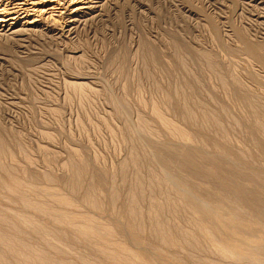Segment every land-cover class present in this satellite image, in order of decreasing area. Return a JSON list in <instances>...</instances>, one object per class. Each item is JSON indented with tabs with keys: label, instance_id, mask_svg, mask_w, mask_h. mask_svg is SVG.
<instances>
[{
	"label": "rangeland",
	"instance_id": "1",
	"mask_svg": "<svg viewBox=\"0 0 264 264\" xmlns=\"http://www.w3.org/2000/svg\"><path fill=\"white\" fill-rule=\"evenodd\" d=\"M57 2L55 0L52 5L55 14L53 11L52 16L35 17V24L21 27L24 31L11 34L13 31L0 29V134L13 154L6 163L36 175L48 173L55 178L48 182L40 177L35 182L40 191L30 196L57 209L63 207L57 206L53 197H70L74 209L65 207L70 211L68 213L94 216L97 222L116 228L115 213L122 214L124 220L128 218L124 214L127 186L118 182L120 200L113 207L108 203L106 190L110 187V180L107 179L100 188L104 195L101 199L104 212H98L83 203L82 193H72L68 188L71 172L65 166L70 159L86 160L89 164L88 185L102 173L119 179L122 164H127L128 182L131 183L135 171L129 165V159L135 149L143 162V178L147 180L150 173L160 175L162 185L156 196L154 193L141 205L146 214L152 211L144 219V244L135 246L133 237L126 232L108 235L109 242L125 244L139 255L151 247L154 260H149L148 264H196L193 260L196 257L236 264V260L221 258L211 251L162 247L151 237L150 225L158 216H168L172 222L175 219L174 224L187 227L191 217L201 221L199 211L207 203L203 210L211 211L218 220L215 224L218 241L234 255L244 258L251 247L264 249V223L249 210L242 209L248 197L243 201L225 195V191L219 193L222 186L216 190L215 186L178 166L169 150H189L198 157L225 159L242 176L251 178V183L245 180L248 185L255 186L250 187L251 190H264V163L224 155L213 145L203 144L196 138L186 144L174 137L152 112V103H159L167 96L175 98L176 91H185L197 121L206 110L220 115L229 132L226 144L233 154L242 157L252 151L246 132L253 109L242 99L241 93L249 91L264 105V61L260 62L245 51L238 34L260 45L264 52V0H85L81 4L83 9L77 14L75 8L68 6L70 0ZM13 3L12 0H0V5L4 6ZM176 42L182 52L174 50ZM145 44L157 51V60L149 65ZM192 49L194 52L190 51ZM200 52L211 55L214 66L210 67L199 56ZM231 77L240 82V89L234 87ZM190 81L194 83L189 88L185 84ZM73 82L84 83V88L73 86ZM162 112L187 133L200 131L203 136L216 133L212 126L198 127L197 123L186 121L184 116L169 107L163 108ZM231 160L236 162L233 164ZM27 181L31 183L29 179ZM51 189L48 194L47 190ZM3 194V207L36 216L57 233L73 231L72 227L50 224L49 218L34 215L10 195ZM167 194L176 199L179 197L181 207L178 214L160 211ZM230 197L238 199L239 204ZM240 203L244 206L240 207ZM35 234L27 231L24 237L39 244L40 238ZM95 243L105 245L97 239L78 238L55 242L56 249L46 251L52 255L56 253L53 256L58 261H77L76 255L81 254L91 260L87 264H116L98 252ZM106 246L110 251H117L114 244ZM120 256L124 264H132L131 260L133 264H140L138 258H129L125 253ZM240 262L245 264L247 261L242 259Z\"/></svg>",
	"mask_w": 264,
	"mask_h": 264
},
{
	"label": "bare ground",
	"instance_id": "2",
	"mask_svg": "<svg viewBox=\"0 0 264 264\" xmlns=\"http://www.w3.org/2000/svg\"><path fill=\"white\" fill-rule=\"evenodd\" d=\"M12 1H14L12 6H8L6 4H5L6 6L0 5V29L1 31L5 30L7 32L13 31L11 34H16L20 32V30H23L21 29V27L32 26V24H35V20H36V19L34 20L35 17L41 18L44 16H49V14L51 15V13L54 11V8L52 7V5L55 3V0H12ZM81 1L82 0H70V2H68L69 3L68 6H72L73 8H75L74 9L75 14H77V12L83 9L84 7V6L82 7L81 4L85 0H83L82 2ZM15 2H21V3H15ZM54 14H55V11H54ZM71 14H72V11H71ZM49 18H52V17H49ZM17 26L20 28L16 29ZM238 37H240L241 42H243L244 44L243 47L248 54L252 55L260 62L264 61V52H263V48L260 45L252 42V40L251 41L248 40L245 36H242V35L240 36V34H238ZM173 47L175 48L174 50L177 49V53L178 51L179 52L181 51L180 45L177 42L174 44ZM144 50H145L147 64L149 65L151 63H154L157 60V51L155 50V48L153 46H150L149 44H145ZM190 51L194 52L193 49ZM178 55L176 54L175 56H178ZM199 56L202 57V59H204L210 67L214 66L211 55L200 52ZM178 59H181V56ZM176 66L177 65H175V67ZM232 80H233L234 87L240 89V82H238L236 79H233V78ZM193 83H194L193 81H190V82H186L185 85L189 86L190 88V86L193 85ZM72 85L80 89L84 88V83L82 82L81 83L73 82ZM85 85L87 84L85 83ZM157 88L159 89L160 87L157 85ZM188 94H191V93H188ZM241 96H242V99L246 101L253 109L252 119L250 123L247 124V132H246V139L252 144L253 150L242 154V157L233 154L230 147L226 144L228 137H229V132L226 129V127L223 125L220 115L214 111L206 110L200 116L199 121H197L198 117L195 115L194 111L190 109V104H188V98L185 95V91L184 92L176 91L175 98H170L167 96L163 98L161 102L159 101V103H155V102L154 104L152 103L153 105L152 112L155 118L174 137H177L178 139H181L182 141L191 142V140L196 138L198 140H201L203 144L213 145L218 151H221L224 155H231L232 157L237 158V159L238 158L244 159L245 157V159H249L250 162H253V161L259 162L261 160L264 163V112H263L264 105L260 101L256 100L255 97L247 90L243 91L241 93ZM165 107L167 108L169 107L170 109L175 110L177 113H179V115L184 116L186 121L197 123L198 127L199 126L200 127L212 126L215 129V132H216L215 135L214 136H211V135L203 136L200 131H196L197 134L187 133L180 126H178L177 122L175 123L170 118L168 119L167 117L164 116L162 109L163 108L165 109ZM185 142H183L184 145H185ZM216 142H219V143H216ZM19 147L21 148L20 145ZM166 149H170V147L169 148L167 147ZM134 150L135 149H133L131 160L129 159L130 161L129 165H131L135 171L134 179L132 180L131 183L130 181L128 182V177H127L128 165L127 164H124V165L122 164L119 179H116V177L114 176H109L107 173H102L100 176H97L96 178H94L95 180L93 179V181H91L92 179L90 178L91 182H89L88 185L86 184V177L88 175L89 164L86 160H84L83 158H79V157L77 159H70L69 162L67 163V166H65L71 172V175L69 179L67 180L68 188L71 190L72 193H82L83 203L90 209H94L98 212H104L103 200H101L104 195H102V193L100 192V188L105 185L106 183L105 181H107V179L110 180L109 182L110 187H108V189L106 190L108 194V203L111 204L113 207L114 205L116 206V204H118V201L120 200L121 192H120L118 182L122 186H127L128 190H127L126 196L128 197V199L126 202L124 214L127 215L128 218L124 220L123 219L124 216L122 214L115 213L116 228H114L107 224L97 222L94 219L95 218L94 216L93 217L90 215L77 216V215H72L68 213L70 211H67L64 208L65 207L71 208L74 205V202L70 197H67V196L53 197L54 198L53 200L55 201L57 206L59 205L63 207L60 209L53 208L40 201L34 200L33 197H31L30 195L37 194V192L40 191V189H38V187L35 185V182H37V180L40 177L43 178V180L45 179L48 182L54 181L55 178L51 174H48V173H44L43 175H36L34 173L27 171L26 169H20V168L18 169L16 166L11 165V163L7 164L6 162L8 161L6 160L8 159L11 160L13 154L8 150L6 142L4 141L2 135L0 134V264H87V263H90L91 260L81 254L76 255L77 261H72V260L71 261H58L59 259L56 260V258L53 256L56 254L55 252H54L55 254L52 255L51 253L46 251L48 248L56 249L55 242H58V241L60 242L61 240H67V241H70L72 239L77 240L78 238H83L87 240L97 239L101 242H105L104 243L105 245H102L101 243H95L94 245L96 246L94 247L98 252H100L103 256H105L108 260L116 264H124L120 260L121 253H125V255L127 254V256L132 259H134L133 257H135L136 259L137 258L140 259V264H148L147 262L149 260L151 259L154 260L152 256L153 252L152 253L150 252L151 247L149 248L148 251L143 252L142 255H139L135 253L134 251H132V249L125 244L117 243V242L111 243L107 240L108 235L114 236L118 234V232H123V233L126 232L127 234L131 235V237H133L132 242L135 246L143 245L145 242V239L143 237V234L145 231L144 230L145 228L144 221L146 220L145 216H147V214L151 215L152 211L150 209L151 212H147L146 214V210H143L141 205L145 203L144 201H146L147 199L149 198L151 199L154 193L156 196V192L161 188V185H162V177L160 175L158 176L157 174L150 173L149 178L145 180L143 176L141 175L142 174L141 171L143 168V164H142L143 162H141V160L139 159L138 151L137 150L134 151ZM169 152H170L169 155H171L172 158L177 162L178 166L180 165L184 170L188 172L190 171V173H192L193 176L204 180L206 183L210 184L213 187L215 186L216 190L217 188L221 189V186H222L224 190L222 189L221 190L222 192H221L219 191L220 190L219 189L218 190L219 193L222 194L225 191V195L227 196L229 195V196L241 199L243 201L248 199V201H246L245 206L244 204H241L244 202L243 201L241 202L240 200L241 202L240 207L243 205L244 208L242 207V209H245L247 211L249 210L251 215L255 216L261 223H264V194H263L264 190L257 188V187H256L257 189L253 188L254 190H251L250 187H255V186H253L252 184L248 185V183H246L245 181V180H248L247 182L251 183L250 177L242 176V173L237 172L238 169L236 171L235 168H232L230 163L226 162V160L222 158H218V157L211 158V157H201V156L198 157L197 155H195V153L189 150L181 152V150L171 149L169 150ZM215 156H218V155H215ZM227 160H229V158ZM233 162H236V161H233ZM206 163L208 164V166L206 165ZM239 165L242 166L241 164ZM258 167H259V164H258ZM260 169H263V168H259V170ZM166 175L168 176V174ZM23 177H27V179H29L31 183L28 182L26 178L25 180ZM243 180L246 185L244 184ZM220 182L223 184L220 185ZM256 183L258 184V182ZM216 184H219L220 186L219 185L216 186ZM42 191H44V189ZM49 191H52V189L47 190L48 194H49ZM3 193H7L8 195H10L12 198H14V200L16 201L18 205L25 207V210L28 208L30 211L34 213V215L37 214V215H41V216L49 218L50 224H54V225L60 224L68 228L72 227L71 229L73 231L72 232L65 231V232L57 233L52 229V227H49L48 225L47 226L44 225L43 220L41 222L40 221L41 219L39 218L40 219L39 220L36 216H28L27 214L26 215L22 214L16 208L3 207L4 205L1 204L4 198L2 196ZM177 199L175 196L171 194H167L166 201L164 200L165 202H163L164 204L161 206L162 208L160 209V211H162L163 213L168 211L173 214H178L179 209H180L179 207H181L180 206L181 201L180 199L179 200ZM238 199H235L236 202L237 201L239 202ZM50 200H52V198ZM55 203L53 202V204ZM153 203L154 201H152V204ZM156 203L158 204V202ZM206 204L207 203H205V206ZM205 206H203L202 210L199 211V214L201 215V221L197 217H193V218L191 217V219L189 218L190 226H187V227L179 225L180 223L178 222H177L178 225L174 224L175 219L172 222L170 219L167 218L168 216L167 217L163 215L158 216L152 222L153 224L151 225L153 226L150 225V227H152L150 228L151 230L149 229L151 237L155 240V242L158 243L157 245L162 246V247H167V248H172V249H177V250H195L199 252L211 251L213 252V254H216L221 258H224V259L226 257H228L229 259L232 258L234 259V261L236 260L237 263H239L240 260L243 259L247 261L246 263L243 262L245 264H264V251H259V250H264L262 248L251 247V250L248 252V255H246L244 258H241L239 257V254H237L238 256L234 255L235 253L233 254L231 252V249L224 246V243L222 245L221 244L222 242H219L218 238L216 237V234H217L216 227L217 226L215 224L218 221L217 217L211 211L203 210ZM153 208L155 207L153 206ZM10 215H12V218H10ZM79 219H81L82 223L78 221ZM27 231L30 232L31 234L36 233L40 238V243L39 244L38 243L36 244L34 242L32 243L28 239H26L24 237L26 235L24 234ZM242 235L243 233H241V236ZM109 243L110 245L112 244V246L114 244L118 252L115 250L110 251L108 246H106ZM68 253L70 254V251ZM208 259H204V258L198 259V257H196L193 260L194 262L196 261V264H228V263H222L219 261L214 262V261H210V258ZM229 259L228 261H230ZM124 260L126 261L125 258L122 259V261ZM131 262L134 263L133 260H131ZM135 262H137V260ZM241 263L242 262H240V264ZM160 264H163V263L160 262ZM229 264H233V263L231 262Z\"/></svg>",
	"mask_w": 264,
	"mask_h": 264
}]
</instances>
